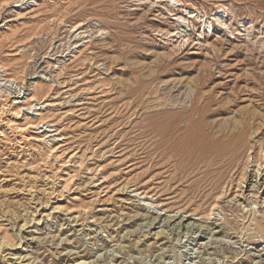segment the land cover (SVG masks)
I'll return each instance as SVG.
<instances>
[{"label":"rangeland","instance_id":"obj_1","mask_svg":"<svg viewBox=\"0 0 264 264\" xmlns=\"http://www.w3.org/2000/svg\"><path fill=\"white\" fill-rule=\"evenodd\" d=\"M177 2L0 0V264H264L262 238L215 233L225 212L210 215L251 158L264 164V0ZM193 122L240 132L235 157L197 161ZM152 211L212 231L127 243Z\"/></svg>","mask_w":264,"mask_h":264},{"label":"bare ground","instance_id":"obj_2","mask_svg":"<svg viewBox=\"0 0 264 264\" xmlns=\"http://www.w3.org/2000/svg\"><path fill=\"white\" fill-rule=\"evenodd\" d=\"M34 1V0H33ZM167 1V0H166ZM172 1V6L176 9L178 6H180L177 2V0H171ZM170 3V2H169ZM20 5H14L12 6V8H19ZM172 7V8H173ZM181 7V6H180ZM181 10V9H180ZM191 11V10H190ZM175 12V11H174ZM192 14L190 16L187 17H182V16H177V18L173 19V21H175L176 27L178 29V32L174 33L175 35L173 36H178V38H181L182 34L180 33L181 28H184L185 26V22L189 19L192 18L196 19L199 21V19L201 18V15L198 14H194L193 12H191ZM196 13V12H195ZM200 13V12H199ZM185 14V13H184ZM190 14V13H189ZM173 15V14H172ZM161 19H163L161 17ZM226 20V11L224 9V7H219L218 11H216L213 14V21H215L218 25L222 26L224 28H228L227 23L225 22ZM228 21V20H227ZM187 23V22H186ZM203 23V28L202 30L198 33V40H200L199 36H203V38L205 39V34L207 33V29H212V25L211 22L207 21V22H202ZM181 31H180V30ZM99 30V29H98ZM169 34V33H168ZM167 34V35H168ZM165 35V34H164ZM172 37V36H170ZM202 38V39H203ZM188 39V38H187ZM179 40V39H178ZM186 42V41H185ZM199 42H197L196 44H198ZM182 45V44H180ZM202 46V45H201ZM261 46H264V42L261 44ZM262 49V48H261ZM34 78H30L29 80H33ZM8 82V81H7ZM31 83V81H29ZM29 83V84H30ZM24 88V87H23ZM50 99V98H49ZM52 100V99H51ZM20 102L17 103H11V104H7V106L9 108H11V111L18 108ZM55 105V104H53ZM52 105V107H54ZM57 105V104H56ZM55 105V106H56ZM59 105V104H58ZM45 106H49V103ZM3 106H1L2 108ZM6 106H4L5 108ZM29 107V106H28ZM33 107V105H32ZM35 108V107H34ZM31 109V106H30ZM23 110V109H21ZM33 110V109H31ZM51 110V109H50ZM16 111V110H15ZM20 111V110H19ZM13 113V112H12ZM11 113V114H12ZM14 114H17L14 112ZM18 115V114H17ZM38 116V115H37ZM194 120V119H193ZM192 120V121H193ZM197 121V120H196ZM40 123V122H39ZM202 123H204L203 120H201V125ZM191 137L189 138V143L187 144L188 146H191V142L194 141V139L192 138V136L195 135L196 142L197 144H194L197 146V150H196V155L195 158L197 161H202L203 159H206L207 157L212 158V160L215 159H219L221 162H225L228 159V155H229V161H230V157H232V159L235 157V153L236 149L241 145L239 143H241V133L238 132V134L234 135L231 134L232 132H222V131H214L211 130V132H209L206 136H204L203 134H201V130L200 127L198 129V124H195L193 122V124L191 125L190 129H188ZM50 137V136H49ZM219 137V138H217ZM193 141H192V139ZM187 140V139H186ZM52 141V140H51ZM184 141V140H183ZM175 146V145H174ZM177 146V145H176ZM179 146V145H178ZM183 147V146H182ZM194 147V146H193ZM184 149V148H183ZM193 150V148H192ZM171 151V150H170ZM175 152H178L177 150H175ZM180 152V151H179ZM245 153V152H244ZM238 156V155H237ZM236 156V157H237ZM250 156V155H249ZM249 158V157H248ZM211 161V160H210ZM248 161V160H247ZM261 162V161H260ZM213 163V161H212ZM253 163L254 165L251 164V166H249L248 164ZM209 164V163H208ZM247 164V167L242 170V173H240L239 178L242 180L240 183V189L238 191V195H236L235 197L231 198V200L228 201H224L223 199H225L226 197H223L224 194H226L223 191L222 187V191H221V195L220 197L215 198L214 203L210 209V215L213 214V210L218 211L219 208L222 210V212H225L224 215V222L221 226H218L216 228H218V230L215 233H220V232H225L228 233V235H237V234H241L242 236H246L248 238H253L256 236H259L260 239L262 238L264 240V164L260 165V163H256V161H253V158H251V160H249ZM238 166V165H236ZM248 166L249 167H256L255 171L252 170H248ZM263 166V167H262ZM221 167V166H220ZM224 167V166H223ZM210 168V167H209ZM208 168V169H209ZM231 169V168H230ZM207 170V169H206ZM212 170V169H211ZM208 171V170H207ZM239 171V170H238ZM253 171V173H252ZM206 173V172H205ZM204 173V174H205ZM234 174V173H233ZM206 176V175H205ZM233 176V175H232ZM237 177V176H236ZM231 178V177H230ZM238 178V177H237ZM236 178V179H237ZM232 179V178H231ZM222 180L221 178L218 179L217 182H212L214 183V189H218L219 187L221 188L222 186ZM235 180V179H234ZM227 181V180H226ZM233 181V180H232ZM240 182V181H239ZM233 183V182H232ZM237 183V182H236ZM211 184V183H210ZM213 188V187H212ZM213 190V189H212ZM225 190V189H224ZM218 191V190H217ZM129 195V194H128ZM263 196V197H260ZM133 197H135L134 195H132ZM226 196V195H225ZM226 200V199H225ZM244 203L246 205V207L251 206L252 204L255 205H259L258 208H260V215L259 217L257 216V218H254L253 220H251L250 223H248L246 221V218L241 216V214L239 215L238 212H241L240 210L238 211V206H241L239 204ZM142 206H144L142 204ZM263 208V209H262ZM34 209V208H33ZM218 209V210H217ZM220 210V211H221ZM35 211V210H34ZM219 211V212H220ZM221 213V212H220ZM242 213V212H241ZM155 215V216H152ZM259 214V213H258ZM139 215V214H138ZM165 214H160L159 212L156 213L154 211H152L151 213H147V215H145L146 219L144 220V222L140 225L141 227L139 229L133 230L136 231L134 232H127L126 233V237L125 240L127 243H138L141 247H148V243L151 242V240H158L159 238H166L173 240L179 237L181 232H193L196 230V232H200L198 233L199 238L202 240L205 231L207 232L208 230H210L208 227H204V225L198 224V222L193 221L192 214L191 215H187V216H182V214L176 215H170V216H164ZM222 215V214H221ZM245 215V214H244ZM33 216V215H32ZM138 217V216H137ZM142 217V216H141ZM33 218V217H32ZM31 218V219H32ZM139 218V217H138ZM141 219V218H140ZM32 221V220H31ZM246 221V222H245ZM123 222H125L123 220ZM207 222V221H206ZM222 223V222H221ZM248 223V224H247ZM30 224V223H29ZM28 224V225H29ZM214 224V223H213ZM219 224V223H218ZM127 225V224H126ZM216 226V225H215ZM30 227V226H29ZM212 231V230H210ZM124 233V235H125ZM134 233V234H133ZM194 233V232H193ZM211 234V232H209ZM213 233V232H212ZM123 234V233H122ZM206 234V233H205ZM208 234V233H207ZM183 235V234H182ZM190 235V234H189ZM197 236H194L195 238H197ZM241 236V238H242ZM192 237V236H191ZM228 237V236H227ZM237 237V236H236ZM245 237V238H246ZM207 237H204V239ZM229 238V237H228ZM231 238V237H230ZM239 238V237H238ZM239 238V240L241 239ZM247 238V239H248ZM258 238V237H257ZM179 239V238H178ZM250 239V240H251ZM256 240V238H254ZM259 239V240H260ZM211 240V238H210ZM242 240H244V238H242ZM246 240V239H245ZM150 241V242H149ZM165 241V240H164ZM179 241V240H178ZM177 241V242H178ZM193 241V240H192ZM197 241V240H196ZM121 242V240H120ZM124 242V241H123ZM121 242V245L122 243ZM254 242V241H253ZM155 243V242H154ZM119 246L120 251L122 253H127V251L130 250V246L127 245H122ZM153 245V244H152ZM201 245V244H200ZM1 246V245H0ZM5 246V245H4ZM137 246V245H136ZM151 246V245H149ZM154 246V245H153ZM6 247V246H5ZM208 247H212V246H208ZM155 248V247H154ZM151 249V247H150ZM159 252L154 254L153 252H151L150 254L155 258V260H160L163 259L165 256V252L164 249L160 248L158 249ZM206 250V248H205ZM210 249H208V251H205L203 253V255H209L211 253V251H209ZM147 251V250H146ZM213 251V250H212ZM263 251V250H262ZM150 252V251H149ZM228 252V250L226 251ZM230 253V251L228 252ZM232 253V252H231ZM148 254V253H147ZM200 254V252L198 253ZM19 257V256H18ZM199 257V256H197ZM202 257V256H201ZM201 257H199L198 259H200ZM211 257V256H210ZM213 257V256H212ZM228 257V256H227ZM260 259L264 260V254H261L260 256H258ZM23 258V257H22ZM20 258V259H22ZM128 258V257H127ZM207 258V257H206ZM209 258L205 259V257L203 256L202 260H207L208 261ZM26 260V259H25ZM154 260V261H155ZM163 261V260H162ZM161 261V262H162ZM205 261H201L199 262L200 264H205ZM242 261V260H241ZM21 262V261H20ZM193 262V261H192ZM218 262V261H217ZM258 262V261H257ZM256 262V264H257ZM160 263V261H159ZM211 263V262H210ZM209 264V263H208Z\"/></svg>","mask_w":264,"mask_h":264}]
</instances>
